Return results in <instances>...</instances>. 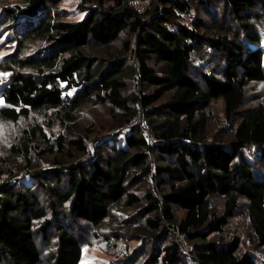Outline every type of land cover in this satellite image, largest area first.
I'll use <instances>...</instances> for the list:
<instances>
[{
	"label": "trees",
	"instance_id": "obj_1",
	"mask_svg": "<svg viewBox=\"0 0 264 264\" xmlns=\"http://www.w3.org/2000/svg\"><path fill=\"white\" fill-rule=\"evenodd\" d=\"M21 1L24 6L5 9L6 26L16 37L9 43L16 45L0 61V98L6 103L0 124L55 111L65 130L51 137L37 125L23 130L25 138L12 151L24 159L25 176L15 170L20 167L6 173L0 157V174H9L0 182V264H79L90 236L120 241L150 233V247L144 242L114 264H259L264 104L245 107L251 84L264 82V0H154L147 13L132 0L108 6L95 0L77 21L59 17L64 0ZM196 5L205 16L185 21ZM36 40L46 44L27 51ZM3 72H9L6 78ZM134 74L140 92L130 98ZM217 99L224 101L229 126L211 134L210 108ZM134 103L145 111L155 142L136 126L97 138L91 151V127L70 133L87 104L109 105L123 127L139 109ZM33 155H53L54 164L35 168ZM219 196L221 213L213 203ZM243 205L254 251H242L239 236L224 237ZM117 207L136 213L118 219ZM178 210L185 212L180 223ZM113 220L143 223L133 230L138 234L121 227L100 237ZM177 235L192 244L189 254Z\"/></svg>",
	"mask_w": 264,
	"mask_h": 264
},
{
	"label": "rangeland",
	"instance_id": "obj_2",
	"mask_svg": "<svg viewBox=\"0 0 264 264\" xmlns=\"http://www.w3.org/2000/svg\"><path fill=\"white\" fill-rule=\"evenodd\" d=\"M114 4V0H104V5L108 6ZM130 4L133 5L137 10L142 13H147L148 10H151L154 7V0H132ZM156 4V3H155ZM90 5H97V1L95 0H64L60 3L57 7V11H59V17L67 20V21H77L85 17L87 11V7ZM18 6H24V2L21 0H0V28L2 29L0 33V61H3L7 58L8 54L12 53L15 50L16 43L12 45L9 43L10 41L16 40L14 38V32L12 28L6 26L8 24L9 16L5 13V9L15 8ZM197 7V8H196ZM196 7L191 9V13L185 14L184 19L185 21H190L194 16L201 14L203 16L204 9L201 5H196ZM147 17V16H146ZM206 20H209L208 17H204ZM148 19V17L146 18ZM128 35L123 36L120 40H125ZM264 45V34H263V41ZM46 44V40H36L29 46L27 51H32L35 48L42 49ZM121 43H118L115 46L116 52L118 51V47ZM95 54H99L102 57L106 55L100 51L99 49L95 50ZM131 56L127 54V58ZM132 67L138 69V62L136 58L131 57L129 61ZM137 71V70H136ZM9 72H3V78L8 76ZM4 80V79H3ZM6 80V79H5ZM139 83H137L135 74L129 81V86L127 88V95L130 98L139 94ZM165 100L161 101L164 102ZM160 102V103H161ZM260 104H264V82L260 83H253L247 90V100H246V107L252 108L257 107ZM6 105L3 98H0V107ZM138 108L139 104L134 103L133 109ZM142 109V108H141ZM143 110V109H142ZM117 111H115L116 113ZM144 114L145 111L143 110ZM79 117L77 124L75 127L70 131L73 135L77 133H84L87 127H91L93 133L89 135L86 139L90 150L93 151L95 148V140L100 137L104 136H114L117 134L126 132V125L122 127L118 126V119L116 116H113V111L109 105L105 104H87L79 111ZM147 119V115L145 114ZM210 129L211 134L219 130L221 126H229L226 121V113H225V104L222 99H217L213 102L210 108ZM71 123V122H70ZM69 122L67 124H70ZM151 124V123H150ZM33 125H37L43 127L46 131L48 136H57L59 133L65 130V123L62 121L60 114L56 113L55 111H49L47 116H33L31 120H22L19 124H11V123H1L0 124V157L7 163L3 168L6 170V173L10 169H15L16 167H20L18 173L19 176H25L28 169L22 170L21 165H24V159L21 155L15 154L12 151L13 146H18L25 138L23 137V130L25 128H32ZM149 126V124H148ZM153 139L155 137L151 136ZM36 140L32 144H36ZM152 141L151 143H153ZM32 146V145H31ZM32 159L36 165L35 168H49L53 166L54 160L53 155L45 157V158H38L37 155H33ZM151 163L153 167H156L158 163L157 156L152 153L151 155ZM60 166V165H59ZM34 168V169H35ZM32 169L30 172H32ZM15 176V175H14ZM9 178V174H0V182ZM152 180V179H151ZM44 199V197H42ZM45 200V199H44ZM214 207L216 210L221 213L223 211V198L222 197H214ZM115 216L118 219H122L127 216H132L136 213V209L134 208H115ZM185 217V212L182 210L177 211V218L178 223ZM122 220H113V222L108 223L100 231V237L103 234H107L112 232L113 230H121L123 232L131 233V234H138L134 232L135 227L137 225H142V220H132V222L127 223H120ZM128 235V234H127ZM151 237H154L153 233H150ZM178 236V241L182 243L183 250L185 254H189L192 250V244H190L187 240H184L181 236ZM232 236H239L242 240L241 249L242 251L245 250H255V237L252 232V228L250 226L248 216L246 213V206L243 205L239 211L230 219L229 225L226 227L224 232L225 238H230ZM151 237H147L145 239H141L137 237V239L131 240H120L117 241L114 238L110 239L109 241L99 240L97 237H89V243H85L83 245V254L79 264H114L119 258L124 256L126 253H132L136 248L140 247V245L147 242V247L151 246L152 242L154 241ZM45 253V252H44ZM48 255L47 253H45ZM189 256V255H187ZM259 264H264V257H258Z\"/></svg>",
	"mask_w": 264,
	"mask_h": 264
},
{
	"label": "built area",
	"instance_id": "obj_3",
	"mask_svg": "<svg viewBox=\"0 0 264 264\" xmlns=\"http://www.w3.org/2000/svg\"><path fill=\"white\" fill-rule=\"evenodd\" d=\"M142 107L139 106V109L136 113V115L128 122V124L126 125V128L127 129H130L132 127H136V126H139L143 129L144 133H145V136L146 138L152 142V141H156L155 139H153L151 136V132H150V129H149V126H148V122H147V119L145 117V114L143 112V108L141 109Z\"/></svg>",
	"mask_w": 264,
	"mask_h": 264
},
{
	"label": "crops",
	"instance_id": "obj_4",
	"mask_svg": "<svg viewBox=\"0 0 264 264\" xmlns=\"http://www.w3.org/2000/svg\"><path fill=\"white\" fill-rule=\"evenodd\" d=\"M5 106V105H4ZM1 107H3V106H1Z\"/></svg>",
	"mask_w": 264,
	"mask_h": 264
}]
</instances>
